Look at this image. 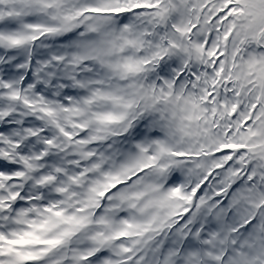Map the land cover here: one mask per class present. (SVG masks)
<instances>
[{"label":"snow or ice","instance_id":"1","mask_svg":"<svg viewBox=\"0 0 264 264\" xmlns=\"http://www.w3.org/2000/svg\"><path fill=\"white\" fill-rule=\"evenodd\" d=\"M0 264H264V0H0Z\"/></svg>","mask_w":264,"mask_h":264}]
</instances>
